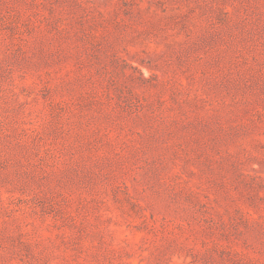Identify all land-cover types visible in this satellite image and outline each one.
Returning a JSON list of instances; mask_svg holds the SVG:
<instances>
[{"label": "rangeland", "instance_id": "obj_1", "mask_svg": "<svg viewBox=\"0 0 264 264\" xmlns=\"http://www.w3.org/2000/svg\"><path fill=\"white\" fill-rule=\"evenodd\" d=\"M0 264H264V0H0Z\"/></svg>", "mask_w": 264, "mask_h": 264}]
</instances>
